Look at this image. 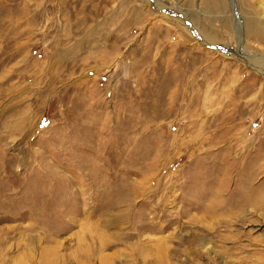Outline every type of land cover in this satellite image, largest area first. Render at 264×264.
I'll return each mask as SVG.
<instances>
[{
  "label": "rangeland",
  "instance_id": "1",
  "mask_svg": "<svg viewBox=\"0 0 264 264\" xmlns=\"http://www.w3.org/2000/svg\"><path fill=\"white\" fill-rule=\"evenodd\" d=\"M248 55L264 0H0V264H264Z\"/></svg>",
  "mask_w": 264,
  "mask_h": 264
},
{
  "label": "bare ground",
  "instance_id": "2",
  "mask_svg": "<svg viewBox=\"0 0 264 264\" xmlns=\"http://www.w3.org/2000/svg\"><path fill=\"white\" fill-rule=\"evenodd\" d=\"M246 25L248 26L249 30L255 29L256 31H260V29L262 28V26L257 23L254 19H250ZM249 55L246 57L247 62L252 64V66L258 68L259 70L264 71V58L256 55Z\"/></svg>",
  "mask_w": 264,
  "mask_h": 264
}]
</instances>
